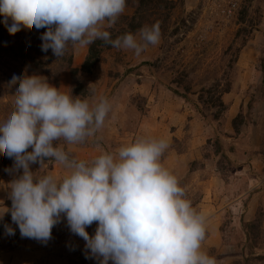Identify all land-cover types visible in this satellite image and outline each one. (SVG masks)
<instances>
[{"label":"rangeland","instance_id":"374dc122","mask_svg":"<svg viewBox=\"0 0 264 264\" xmlns=\"http://www.w3.org/2000/svg\"><path fill=\"white\" fill-rule=\"evenodd\" d=\"M2 21L0 15V118L13 107L15 86L7 85L17 70L47 76L81 98L109 99L104 128L73 154L90 160L139 136L167 139L163 165L207 216L202 250L217 264H264V0H127L107 29L113 39L160 24V42L140 56L102 41L92 56L90 45L76 55L69 45L57 58L41 49L46 28L22 25L10 34ZM13 165L0 149V183L14 178L6 171ZM45 170L63 171L53 161ZM0 199L11 207L3 188ZM96 226L88 227L91 235ZM0 264L99 261L87 258L66 219L44 244L22 237L9 212L0 220Z\"/></svg>","mask_w":264,"mask_h":264},{"label":"clouds","instance_id":"9594fccd","mask_svg":"<svg viewBox=\"0 0 264 264\" xmlns=\"http://www.w3.org/2000/svg\"><path fill=\"white\" fill-rule=\"evenodd\" d=\"M126 3L0 0V15L10 34L22 25L46 28L41 49H51L57 58L69 45L83 48L97 40L140 56L160 42V24L113 39L107 29ZM13 84V107L0 118V149L14 160L6 169L14 178L0 188L12 203L8 207L0 199V220L10 212L22 237L46 244L53 227L66 219L69 230L85 241L87 258L99 264H217L202 250L206 214L192 206L162 163L167 139L139 136L114 151L80 159L73 146L97 138L113 111L112 102L63 92L47 76L27 71H14L7 86ZM49 161L62 173L45 170ZM36 163L40 167L33 171ZM93 223L97 226L91 235L87 229ZM4 229L15 234L10 224Z\"/></svg>","mask_w":264,"mask_h":264},{"label":"trees","instance_id":"16d2710c","mask_svg":"<svg viewBox=\"0 0 264 264\" xmlns=\"http://www.w3.org/2000/svg\"><path fill=\"white\" fill-rule=\"evenodd\" d=\"M100 43H102V41L97 40V41H95L93 44L90 45V48H89V54H90V56H92V54H93V55L95 54V53H94V44H100ZM102 44H103V43H102ZM89 61H90V57H88V58L86 59V61H85V66H88Z\"/></svg>","mask_w":264,"mask_h":264},{"label":"crops","instance_id":"0c3cea01","mask_svg":"<svg viewBox=\"0 0 264 264\" xmlns=\"http://www.w3.org/2000/svg\"><path fill=\"white\" fill-rule=\"evenodd\" d=\"M78 49H80V48H76V49H75V55H76V51H77ZM75 61H77V60H76V56H75Z\"/></svg>","mask_w":264,"mask_h":264}]
</instances>
